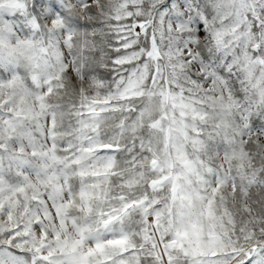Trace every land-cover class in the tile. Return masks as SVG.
<instances>
[{
    "label": "snow or ice",
    "instance_id": "snow-or-ice-1",
    "mask_svg": "<svg viewBox=\"0 0 264 264\" xmlns=\"http://www.w3.org/2000/svg\"><path fill=\"white\" fill-rule=\"evenodd\" d=\"M0 264H264V0H0Z\"/></svg>",
    "mask_w": 264,
    "mask_h": 264
}]
</instances>
